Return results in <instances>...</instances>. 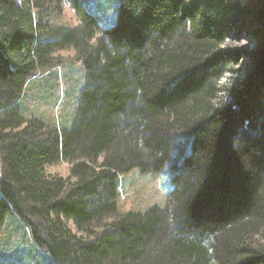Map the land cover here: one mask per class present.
Returning a JSON list of instances; mask_svg holds the SVG:
<instances>
[{"label":"trees","instance_id":"16d2710c","mask_svg":"<svg viewBox=\"0 0 264 264\" xmlns=\"http://www.w3.org/2000/svg\"><path fill=\"white\" fill-rule=\"evenodd\" d=\"M26 1L0 0V225L48 264H264V0H115L105 29L86 0ZM65 3L80 27L50 22ZM62 49L85 84L60 131L20 104ZM59 161L66 178L46 173ZM133 170H167L163 208L118 212Z\"/></svg>","mask_w":264,"mask_h":264},{"label":"rangeland","instance_id":"374dc122","mask_svg":"<svg viewBox=\"0 0 264 264\" xmlns=\"http://www.w3.org/2000/svg\"><path fill=\"white\" fill-rule=\"evenodd\" d=\"M16 6L24 9L26 0H14ZM82 1V0H79ZM88 4L103 8L104 13L99 20V28L110 26L113 19L115 0H86ZM85 2V1H84ZM114 3V4H113ZM96 6V7H95ZM35 10H31L34 13ZM102 12L99 11V15ZM50 22L58 27L74 29L81 23L69 3H65L61 16ZM94 44V40L92 41ZM251 48L249 42H228L226 47ZM48 67L37 68L29 79L22 94L21 113L25 117L31 116L41 119L48 126L58 130H67L71 127L76 115L79 95L85 84L84 71L78 62L74 49H62L50 55ZM245 62L238 67L244 70ZM230 70L224 73L219 81L220 87H225L230 80ZM224 96L219 94V98ZM71 165L59 161L46 168L51 176L66 178L70 174ZM171 191L170 175L167 170L159 174H142L137 170L118 177V193L116 206L118 212H145L147 209L158 206L163 208ZM77 235H80L77 233ZM49 259L30 240L23 226L14 216H8L0 225V263L1 264H48Z\"/></svg>","mask_w":264,"mask_h":264},{"label":"water","instance_id":"95a60500","mask_svg":"<svg viewBox=\"0 0 264 264\" xmlns=\"http://www.w3.org/2000/svg\"><path fill=\"white\" fill-rule=\"evenodd\" d=\"M253 45H254V44H253ZM251 48H253V46H252Z\"/></svg>","mask_w":264,"mask_h":264}]
</instances>
